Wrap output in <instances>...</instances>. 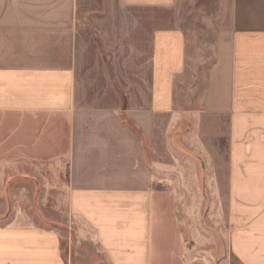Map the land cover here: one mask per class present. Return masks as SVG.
<instances>
[{
    "label": "crops",
    "instance_id": "1",
    "mask_svg": "<svg viewBox=\"0 0 264 264\" xmlns=\"http://www.w3.org/2000/svg\"><path fill=\"white\" fill-rule=\"evenodd\" d=\"M184 1L0 0V194H61L75 242L63 254L58 230L17 208L0 264H210L185 246L170 146ZM219 3L189 112L228 251L264 264V0Z\"/></svg>",
    "mask_w": 264,
    "mask_h": 264
},
{
    "label": "rangeland",
    "instance_id": "2",
    "mask_svg": "<svg viewBox=\"0 0 264 264\" xmlns=\"http://www.w3.org/2000/svg\"><path fill=\"white\" fill-rule=\"evenodd\" d=\"M219 8V0H185L181 7L187 40L186 70L176 82L175 94L176 106L184 113L179 114L176 121L170 119L175 122L170 128V146L175 157V166H172L175 182L180 187L177 214L187 250L207 258L210 264H240L228 251L229 227L222 212L210 207L209 159L198 139L197 119L189 112L198 107L205 88L206 72L213 61L215 32L211 17ZM5 195L0 194V225L11 220L18 208L28 223L58 230L63 254L73 249L75 242L61 194L39 191L38 188L36 192L11 194L8 200H3ZM190 196L196 198L195 208ZM190 205L192 212L189 213L184 208ZM193 215L196 216L194 226ZM91 251L95 254L94 248L87 249L88 253ZM92 260L91 264L99 261L95 255Z\"/></svg>",
    "mask_w": 264,
    "mask_h": 264
}]
</instances>
